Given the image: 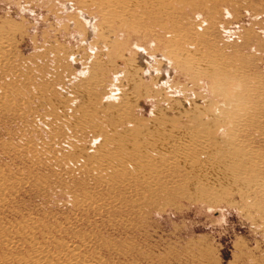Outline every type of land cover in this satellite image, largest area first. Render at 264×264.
Segmentation results:
<instances>
[{"label":"rangeland","instance_id":"obj_1","mask_svg":"<svg viewBox=\"0 0 264 264\" xmlns=\"http://www.w3.org/2000/svg\"><path fill=\"white\" fill-rule=\"evenodd\" d=\"M143 2L0 0V264H264V0Z\"/></svg>","mask_w":264,"mask_h":264},{"label":"bare ground","instance_id":"obj_2","mask_svg":"<svg viewBox=\"0 0 264 264\" xmlns=\"http://www.w3.org/2000/svg\"><path fill=\"white\" fill-rule=\"evenodd\" d=\"M99 1H102V0H99ZM109 1L111 2V3H113V4H127V3H131V2H133V3H135V4H141V2H142V4L144 3L143 1H146V0H141V1H139V2H135V1H133V0H108V3H109ZM164 8V7H163ZM166 9V8H165ZM88 20V19H87ZM88 23H89V25L88 26H92V20H88ZM224 127H222L221 129H223ZM151 129V128H150ZM140 130H142V131H147L148 129H146V128H140ZM226 130V129H225ZM153 132H155V133H157L159 136L160 135H164V133L165 132H167V131H162L161 133H160V131H161V129H156V130H152ZM180 131V130H179ZM131 132H133V131H131ZM150 133V132H149ZM148 133V134H149ZM134 134V133H133ZM135 135V134H134ZM147 135V134H146ZM146 141V140H145ZM152 143V142H151ZM150 143V144H151ZM157 143V142H156ZM154 146V145H153ZM162 147H163V145H162ZM154 148V147H153ZM164 149V148H163ZM155 152H158V150H155ZM161 152H163V151H161ZM210 158H212V159H214L213 157H210ZM232 165L233 164H231V166L230 165H228L227 167H226V165H222V166H220V165H217V164H214V163H209L208 164V166L205 168V169H201V168H199L197 171H195L194 172V174H195V176H193L194 178H195V180L193 181H191V184L193 185V186H197L198 188H196V192H193L192 194H194L195 196L194 197H192V198H190L191 200H204L205 202H207V203H210V202H213V201H215V199H216V197H217V194H211V193H208V190H204L203 188H208V187H211L210 186V184L212 185V183H213V181L214 182H217V183H219V182H221V181H219V180H221V178H223L225 175H227L228 173H231V172H233L232 170H234L233 168H232ZM225 166V167H224ZM224 168V169H223ZM192 169V168H191ZM225 169H227L228 171H225ZM235 172V171H234ZM235 176V175H234ZM237 178V177H236ZM193 179V178H192ZM238 180V179H237ZM190 184V183H189ZM203 184V185H202ZM200 185V186H199ZM216 185V184H215ZM190 186V185H189ZM188 186V188H191V187H189ZM203 186V187H202ZM215 187V186H214ZM193 188V187H192ZM219 188H221V187H219ZM214 189V188H213ZM215 190H219V189H215ZM214 190V191H215ZM199 191V192H198ZM210 191H211V189H210ZM216 191V192H217ZM196 193V194H195ZM212 193H213V191H212ZM219 193H221V192H219ZM190 196V195H189ZM192 196V195H191ZM190 196V197H191ZM220 196V195H219Z\"/></svg>","mask_w":264,"mask_h":264}]
</instances>
